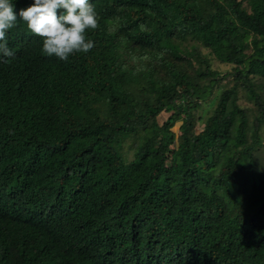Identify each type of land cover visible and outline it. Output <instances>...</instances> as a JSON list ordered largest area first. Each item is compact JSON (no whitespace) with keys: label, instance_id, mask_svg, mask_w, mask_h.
<instances>
[{"label":"trees","instance_id":"1","mask_svg":"<svg viewBox=\"0 0 264 264\" xmlns=\"http://www.w3.org/2000/svg\"><path fill=\"white\" fill-rule=\"evenodd\" d=\"M90 2L88 53L8 33L0 264H264V0ZM187 40L231 70L172 63Z\"/></svg>","mask_w":264,"mask_h":264},{"label":"clouds","instance_id":"2","mask_svg":"<svg viewBox=\"0 0 264 264\" xmlns=\"http://www.w3.org/2000/svg\"><path fill=\"white\" fill-rule=\"evenodd\" d=\"M18 20L42 39V52L48 56L66 61L70 55L95 47L87 31L98 28L99 16L90 0H33L18 11L13 0H0V60L4 62L14 56L7 36Z\"/></svg>","mask_w":264,"mask_h":264},{"label":"rangeland","instance_id":"3","mask_svg":"<svg viewBox=\"0 0 264 264\" xmlns=\"http://www.w3.org/2000/svg\"><path fill=\"white\" fill-rule=\"evenodd\" d=\"M193 45L196 46V48L201 51L202 55L208 57L209 62H210V64L209 63L208 64L211 66V69L217 70L221 73H224V72L231 70L232 64L219 62L212 55H209L208 51H206V49H204L203 47L198 45L197 42L191 41V40L190 41L187 40V41L183 42V44L181 45L182 51H180L179 57L175 58V59H173V57H172V63L186 69L187 72H189L191 74L196 69L200 68L201 65L197 64L194 61V58L191 55V53L189 56V52L191 51V47ZM253 81L256 84L255 86H257L258 92L261 94L262 98L264 99V81L260 78H257V77H255L253 79ZM231 84L232 83H228L227 86H229ZM237 90L239 92L238 103L242 107H244L248 111L250 116L252 117L256 113V106L254 105V102L252 100L247 99L245 92L243 91V88L241 86H237ZM211 106H212V102H203L201 105V107L204 109V111H209L211 109ZM162 115L165 116V113H163ZM175 129L177 130V124L175 125ZM262 130H263V136H264V124L262 126ZM262 149H264V146ZM262 159L264 160V155H262ZM263 164H264V162H263Z\"/></svg>","mask_w":264,"mask_h":264}]
</instances>
